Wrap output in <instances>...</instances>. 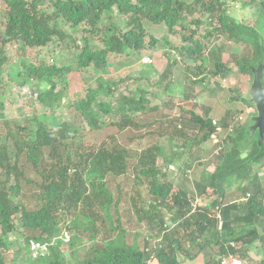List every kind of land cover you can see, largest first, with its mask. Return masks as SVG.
<instances>
[{"label":"trees","instance_id":"16d2710c","mask_svg":"<svg viewBox=\"0 0 264 264\" xmlns=\"http://www.w3.org/2000/svg\"><path fill=\"white\" fill-rule=\"evenodd\" d=\"M1 1L7 9L3 13L5 26L0 37V65L6 60L7 44L19 43L21 50L43 48L53 40L71 37L64 33V26L76 29L84 25L82 33L88 37H81L82 47L73 66L24 65V83L36 79L38 84H44L37 91L41 104L54 103L56 93L53 92L51 73L65 74L88 67L101 70L111 64L109 55L112 53H138L140 57V51L148 48L144 43V21L163 25L169 33L179 27L181 35H186L183 40L192 42L173 49V55H166L167 68L159 80L168 76L176 61L175 53L183 61L184 80L189 89L202 83L207 89L210 76H230L233 64L227 60L228 54L238 73L248 75L250 82L251 68H256L264 58V0H193L191 3L183 0ZM234 6L242 14L251 12L253 24L248 25L245 16L239 19L228 13ZM111 16L115 20L112 25L99 27V22ZM117 19L124 21L123 27ZM215 23L218 27H214ZM190 24H194L195 29H190ZM199 28L201 32H198ZM220 36L239 47L242 45V50L236 55L226 53L224 46L217 45ZM98 38L104 48L91 47L94 46L92 40ZM155 44L151 36L148 45ZM225 47L230 51L226 43ZM110 85L104 81L98 88L112 94ZM211 87L219 88L217 84ZM137 93L140 97L132 105L145 113L142 101L146 93L142 90ZM186 93H183L185 101H192L196 106V93ZM108 103L98 101L91 90L85 98L73 103L91 130L99 129L101 125L112 126L114 131L103 133L95 147L83 148L79 142L87 133L70 132L64 123L57 127V134L42 126L22 135L23 128L15 123L11 126L16 127V131L8 128L4 134L0 133V243L3 245V236L18 231V228L23 230L27 264H148L151 259L157 264H181L179 254L193 260L209 248H213L212 254L203 255V264H225L228 259L236 260L238 264H264V187L257 173L253 175L250 171L253 163L259 162L264 154V148H259L256 141H249L246 123H242L241 118L245 108L234 115L228 113V120L217 121L223 129L229 126L228 121L235 126L226 140L227 145H231H222L217 154L213 153L214 170L207 175L201 172L200 176L206 178L204 182L195 183L194 198H191L182 187L173 191L174 184L158 168V161L161 159L168 167L170 160L165 156L166 148L182 154L186 148L189 151L193 145L208 140L214 131L209 108L202 107V113H192L188 119L182 115L185 112L181 107L177 118L162 115L158 121L161 132L158 133L169 135V145L155 143L134 154L124 146L125 141L143 138V135H134V131L142 125H151L152 121L142 119L143 124L137 123L123 105L114 108ZM243 103L244 107L253 106L249 100H243ZM3 106L0 101V122L9 126L2 122ZM94 106L103 116L115 110L121 114L120 119L106 124L95 116ZM148 111L156 110L152 107ZM118 135L124 136L125 140L122 142ZM75 139L78 143L73 155L69 146ZM189 152L190 161L184 162L183 168L178 170L184 171L181 176L184 181L195 158ZM133 155L136 160L127 161ZM202 163L204 161H199ZM27 171L34 172V177H29ZM231 176L246 182L234 191L242 196L241 199L231 201L230 198L225 202V190ZM143 182L147 185V200L141 197L137 187ZM209 187L213 188L217 198L204 207L194 208V199L204 196ZM23 188L27 192H22ZM112 188L118 191L117 195L112 193ZM17 196L30 198L32 203L28 202L29 207L22 205L14 201L13 197ZM121 202L127 207L126 222L135 226V230L131 226L127 228L126 222L123 224L121 214L126 207L120 209ZM211 210L216 211L215 215L210 214ZM192 225L198 228L199 234L192 232L188 240L205 236L199 253L191 255L188 248L181 245L177 230ZM143 228L145 232L141 233ZM64 236H68V240L64 241ZM139 237L143 239L141 248ZM152 239L155 240L153 246L149 243ZM29 241L44 244L46 253L31 258ZM63 246L67 247L66 251L62 250ZM251 248L262 254L259 260L252 261ZM0 264H3L1 259Z\"/></svg>","mask_w":264,"mask_h":264},{"label":"rangeland","instance_id":"374dc122","mask_svg":"<svg viewBox=\"0 0 264 264\" xmlns=\"http://www.w3.org/2000/svg\"><path fill=\"white\" fill-rule=\"evenodd\" d=\"M185 2L191 3L193 0H183ZM229 13L239 17L245 16V22L248 25L253 24V18L250 16L251 12L240 13V10L236 7H232ZM7 7L0 0V37H2V32L5 26V18L3 16L4 11ZM240 13V14H238ZM238 14V15H237ZM111 18H105L98 24L101 26H110L115 20ZM203 20V17L201 18ZM120 26H124V21L117 19ZM99 21V20H98ZM143 27L146 31V36L144 37V43L148 48L140 51V56H149L152 59V65L145 66L142 65L139 61L138 53L133 54H110L109 61L111 64L101 70L94 69L93 67H88L86 69L71 71L65 74H50L54 83L53 92L56 93L54 103L52 104H41L39 103L38 89L44 86L43 83H37L36 79H32L31 82H23L24 76L22 73L23 67L26 64L39 65L40 63L45 64L46 66L55 65L56 68L62 66H73L75 64V59L79 54L81 44V37H88L83 35L82 30L84 25L78 26L76 29H72L69 26H64L63 31L65 34L70 35L71 37L63 41L53 40L43 48L36 49H24L20 47V44L10 43L5 46V62L0 65V101L3 102V109L1 110L2 122L9 123L6 126L0 122V133L4 134L5 131L9 128L10 130L16 131V127L19 125L23 128L22 135L30 134V130L33 128L46 127L54 134H57V127L63 123L68 126L69 131L72 132L76 130L78 133L86 132L82 140L79 142L83 148L95 147L100 143V136L103 133H112L114 130L112 126L101 125L99 129L91 130V126H88L82 117L79 110L75 109L73 103L79 102L81 99L85 98L87 91L91 90L95 92L98 101H105V103L110 104L112 107H117L118 105H123L128 110V115L133 119H136L137 123H142L143 121H152L151 125H142L140 129L134 131V135L139 136L143 135V138H137L133 141H125L124 146L133 151L134 154L139 151L150 147L151 145L157 143L160 146H168L171 141H168L169 135H160V124L159 120L162 115H169L170 117L177 118L180 116L178 112L179 107L183 108L184 112L182 115L186 119L192 114H200L203 111L202 107L209 108V117L211 119L219 120L225 119L228 120L227 114H235L239 110H244L241 113L245 119L246 128L250 126V117L254 112V106L244 107L243 100H248L247 92L250 87V80L248 75H240L237 71L236 65H234L233 60L227 56V60L232 63V72L227 78H224L227 82L226 89L222 88H212L209 86L205 89V86L202 84L193 86L189 89L187 82L184 80V66L183 61L176 57L174 54L175 62L170 68L168 76L159 80L160 76L167 68L168 59L166 55L171 53L173 55V49L180 47L181 45H191V41H184L183 37L186 35H181L178 31L179 27L174 30L173 33H169L165 26L163 25H154L151 23L143 22ZM219 24L215 23L214 27H218ZM190 29H195L194 24L189 25ZM190 31V30H189ZM187 30V33H189ZM198 32H201V28L198 29ZM152 36L153 40L156 42L155 45L149 46L148 42ZM196 37V36H195ZM230 47V51L225 47ZM92 48L101 49L104 48L102 40L100 38L92 40ZM218 46H224V51L226 53H231L236 55L239 51L242 50V45L239 47L238 44L234 43L231 40H226L225 36H221L220 41L217 43ZM179 56H181L179 54ZM177 58V59H176ZM231 59V60H230ZM226 60V61H227ZM227 61V62H228ZM229 65V64H227ZM50 72V71H49ZM21 73V75H20ZM159 80V81H158ZM104 81L109 82L111 87H113L112 94L104 93L98 88L100 84ZM215 81H218L215 78ZM263 82H264V73H263ZM49 87V85H48ZM144 91L146 95L143 98L142 104L145 107V113L140 112L134 108L132 103L136 101L140 94L137 91ZM190 92V94L197 95L196 106L192 105V101H185L183 93ZM186 93V94H188ZM240 97V99H239ZM170 101V104H169ZM167 105H172L171 108H168ZM174 105V106H173ZM154 107L156 111H148L150 108ZM95 116L103 119L106 124H109L111 121H118L121 114L115 110L109 115H102V113L94 106ZM233 112V113H232ZM235 112V113H234ZM227 117V118H226ZM229 122L227 129L231 128V131L235 129L233 123ZM12 124V126H11ZM8 126V127H7ZM130 131V130H129ZM19 133V132H18ZM16 133V134H18ZM250 134L248 133V137ZM118 139L122 138V142L125 140L124 136L118 135ZM227 140V138H226ZM224 142V146L230 147L231 144ZM258 141V135L255 134L253 139L249 141ZM22 141V140H21ZM78 139H75L73 143H70L69 149H71L72 154L75 155V146L78 143ZM248 142V141H247ZM191 142H188L190 144ZM109 143V145H111ZM197 145V146H196ZM210 141L202 142L201 144L193 145V148H189L195 158L190 169L186 171V181L181 178L184 171H178L183 168L184 162L190 161L188 154L190 153L186 148L181 154L178 151H174L172 148H166L165 156L170 160V165L167 167L164 166V163L160 159L158 161V168L162 173L166 174V177L169 181L173 182L174 188L173 191H177L180 187L193 197L195 193V183L202 182L206 177H201V172H205V175L210 174L214 170V151L217 150L218 146H211ZM258 146V145H257ZM175 153V154H174ZM136 156L133 155L132 159L127 160L129 162H134ZM204 161V163L199 164V161ZM214 161V163H212ZM263 165V167H261ZM250 171L257 173L259 181L264 187V163L257 162L253 163ZM130 171V170H128ZM27 175L31 178L34 177V172L27 171ZM230 183H227L228 188L225 190V199L227 202L237 201L241 199L242 196L239 193L234 194L237 186L244 184L245 182L234 180L235 176H231ZM200 182V183H201ZM204 182V181H203ZM232 183V185H231ZM147 186L145 182L137 185L138 190L141 191L143 199L147 198ZM132 190V195L133 194ZM22 192H27L26 188H23ZM112 193L117 195L118 191L112 188ZM23 194V193H22ZM25 195V194H23ZM194 198V197H193ZM217 196L213 193V188L209 187L206 190L204 196L194 199L193 207H204L207 203H211ZM14 201L23 204H26L29 207V203H32V199L23 197H16ZM147 200V199H146ZM123 202L120 204V209L125 208ZM216 211L211 210V215H215ZM127 207L122 211L121 217L122 222L125 225L127 219ZM168 217L166 216V221ZM168 222V221H167ZM127 224V222H126ZM127 228L130 226L135 230L133 225H125ZM18 231H13L2 237L3 245L0 243V259L3 261V264H27L26 263V254L24 250L23 243V230L20 228ZM198 228L195 225H192L190 228L180 227L177 230L179 235V241L183 247L188 248V254H196L200 245L203 244L205 235L198 236L199 239L188 240L189 235L192 232H197ZM141 233L145 232V229H140ZM199 234V232H197ZM197 233L195 235H197ZM142 238H138V243L140 248L142 247ZM151 246L155 244V240H149ZM63 251L67 250L66 246L62 247ZM213 248H209L208 252H203L204 254H212ZM199 253V252H198ZM197 255L193 260H190L189 257H185L181 254L178 255V260L181 264H203V255ZM206 254V255H207ZM250 256L252 261L259 260L262 254L259 250L251 248ZM152 261V259H151ZM148 262V264H155V262ZM224 263L228 264H238L236 260H226ZM223 264V262H222Z\"/></svg>","mask_w":264,"mask_h":264},{"label":"water","instance_id":"95a60500","mask_svg":"<svg viewBox=\"0 0 264 264\" xmlns=\"http://www.w3.org/2000/svg\"><path fill=\"white\" fill-rule=\"evenodd\" d=\"M264 69V58L257 63L256 68H251L252 81L247 92L249 102L254 106L255 115L250 116V126L247 127L249 139L258 135L257 145L264 148V85L262 72ZM264 163V155L258 160Z\"/></svg>","mask_w":264,"mask_h":264},{"label":"built area","instance_id":"2783aa9c","mask_svg":"<svg viewBox=\"0 0 264 264\" xmlns=\"http://www.w3.org/2000/svg\"><path fill=\"white\" fill-rule=\"evenodd\" d=\"M142 62L144 64H151L152 59L149 57H144L142 59ZM212 124L214 125L215 129H214V132L210 135L209 141L212 144V146H215V145L219 144L222 139L225 138V136L228 132H231V128L228 129V132H225L224 129H222L219 125H217L216 120H212ZM223 132H224V134H223ZM222 134H223V136H222ZM214 152L217 154L218 148ZM65 240H68V238L66 237ZM29 245H30L31 255L33 257L38 256V254H40L42 251L46 250V247L44 245L38 243V242L31 241Z\"/></svg>","mask_w":264,"mask_h":264},{"label":"clouds","instance_id":"9594fccd","mask_svg":"<svg viewBox=\"0 0 264 264\" xmlns=\"http://www.w3.org/2000/svg\"><path fill=\"white\" fill-rule=\"evenodd\" d=\"M234 7H236V9H237V6H234ZM229 13V12H228ZM219 39H221V36H220V38ZM144 57H149V56H140L139 57V61H140V63L142 64V65H145V66H149V65H152V63L151 64H144L143 62H142V59L144 58ZM150 58V57H149ZM215 78L218 80V81H215ZM262 78H263V75H262ZM208 84L210 85V86H213L214 84H217L220 88H222V89H226V87L228 86L227 85V82H226V80L224 79V78H221V77H219V76H210V78H209V82H208ZM251 84V83H250ZM202 85L203 86H206V84H203L202 83ZM251 116V115H250ZM250 116H248V117H250ZM241 118H242V123H244L245 122V119L243 118V116H241ZM212 120H215V119H212ZM220 120V119H219ZM217 121L218 120H216V123H217ZM241 121V120H240ZM214 126V125H213ZM214 129H215V127H214ZM223 129V128H222ZM224 131L225 132H228V129L226 128V129H224ZM214 132V131H213ZM212 132V133H213ZM211 133V134H212ZM210 134V135H211ZM223 134H224V132H223ZM223 134H222V136H223ZM226 134V133H225ZM228 134H232V131L231 132H228L227 134H226V136H225V138L224 139H222L221 140V142L219 143V144H217V146H218V151L221 149V146L222 145H224V142H225V140H226V138H227V136H228ZM210 135H209V137H210ZM206 141H209V138H208V140H206ZM205 141V142H206ZM212 146V145H211ZM213 147V146H212ZM214 154H216L215 152H214ZM264 155V154H263ZM262 155V156H263ZM261 156V157H262ZM257 163V162H256ZM255 163V164H256ZM261 167H263V165L261 166ZM252 168V167H251ZM240 182H242V180H239ZM245 182V181H244ZM245 184V183H244ZM68 238V236H64V241H66L65 240V238ZM30 242L31 241H29V244H30ZM34 242H36V241H34ZM39 243V242H38ZM28 244V249H29V255H30V257L31 258H33V259H36L39 255H44L45 253H46V250L45 251H42L40 254H38V256H36V257H33L32 255H31V252H30V245ZM41 244V243H40ZM42 245H44V244H42ZM45 246V245H44ZM179 261V260H178Z\"/></svg>","mask_w":264,"mask_h":264},{"label":"crops","instance_id":"0c3cea01","mask_svg":"<svg viewBox=\"0 0 264 264\" xmlns=\"http://www.w3.org/2000/svg\"><path fill=\"white\" fill-rule=\"evenodd\" d=\"M220 120H221V119H220ZM151 262H152V261H151ZM153 262H155V261H153ZM153 262H152V263H153ZM155 264H157V262H155Z\"/></svg>","mask_w":264,"mask_h":264}]
</instances>
